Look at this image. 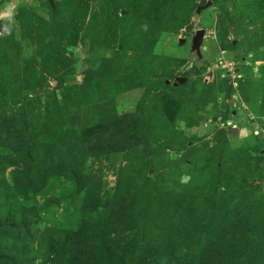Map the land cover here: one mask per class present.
<instances>
[{
    "label": "rangeland",
    "instance_id": "374dc122",
    "mask_svg": "<svg viewBox=\"0 0 264 264\" xmlns=\"http://www.w3.org/2000/svg\"><path fill=\"white\" fill-rule=\"evenodd\" d=\"M171 1L0 0V123L28 124L1 154L34 152L35 169L88 153L83 192L59 204L75 191L62 181L27 219L74 250L65 264H200L204 248L264 264V0ZM14 231L0 255L27 242Z\"/></svg>",
    "mask_w": 264,
    "mask_h": 264
},
{
    "label": "trees",
    "instance_id": "16d2710c",
    "mask_svg": "<svg viewBox=\"0 0 264 264\" xmlns=\"http://www.w3.org/2000/svg\"><path fill=\"white\" fill-rule=\"evenodd\" d=\"M173 1H171V4L176 2ZM167 6L168 4H166V8ZM162 10L160 12L157 10L155 13L156 18L160 16L161 12L163 13ZM157 23L158 22H156V24ZM77 89H79V91L81 90L80 88ZM168 90L170 89L164 87L163 90L159 91L165 93ZM78 94L79 92H76L75 95L72 96V99L76 98ZM20 116H23V114ZM53 119L55 120L56 118L53 116L49 117L47 115V120L43 121L44 127L42 130L47 132H56L57 130L49 128L48 122ZM115 122H118V117L113 114L112 120L110 121L113 127L117 126ZM22 125H28L26 122L22 123V117L18 119V121L13 119L8 123L4 119L0 123V135L12 132L18 136L19 132L17 131H21L23 129ZM25 131L26 129L22 132L23 136L24 133L25 135L28 134V132ZM52 136L53 135L48 134L46 138L51 139ZM25 138L26 140L29 139V141L37 139L35 135ZM14 139H16L15 136ZM117 139L118 135L115 140ZM22 140L23 139L19 138L20 143ZM44 144L47 145V143ZM76 147L81 148L79 145ZM21 154L22 153H20L19 150H13L6 156L2 155L0 152V169H7L9 167L16 168L14 186H12L6 178L5 180L4 178L0 179V201H2L0 203V212L2 211L1 208L4 206H6L5 209H7L6 217H4V214L2 215L0 213V228L12 225L16 234V236L14 235V242L20 241L24 243V240H27V242L21 245L18 244V246L14 245L12 248L8 246L5 252L0 255V258L8 261V264H34L36 261H40L41 264H65V262L70 258V260H72L73 256L71 257V255L74 253V250L71 248H65V245L67 244L62 240V236H59L60 238L57 241L48 239V236L43 239V234L38 238V236L32 232V221L28 222L27 219H30L31 214L35 213L37 209L36 206H34L37 203V196L46 195L48 192L53 191L55 186L57 189V184L62 181H66L68 185L73 186L75 191L74 194H72V197H66L65 191H63L62 188L60 192L54 193L52 198L56 199L59 204L72 200L83 192L85 180L82 176L83 170L80 171V169H82V161L88 153L81 150V153H76L75 155L67 154L66 158L59 157L56 161L54 160L55 156L53 154H47L46 157L48 158V161H45L43 158L44 162L41 161V165H38L39 167H36L35 169L29 168V162L31 163L35 159L34 152L27 151L23 153L24 158H21ZM96 202L97 201L93 200L84 203L79 212H81V210L87 213L93 212L95 210L94 207ZM30 203H33V206H31ZM14 216H17L16 220H13L12 217ZM246 223L249 224V220H247ZM248 230L250 231V228H248ZM254 234L255 233L252 235ZM37 238L38 242L36 243ZM0 249H2V252L4 251L2 246ZM208 249L209 248H204L200 257V264H235L233 259H226L227 257H231L230 251H227L225 254H222L220 251L216 257L213 258L207 254L209 252Z\"/></svg>",
    "mask_w": 264,
    "mask_h": 264
},
{
    "label": "built area",
    "instance_id": "2783aa9c",
    "mask_svg": "<svg viewBox=\"0 0 264 264\" xmlns=\"http://www.w3.org/2000/svg\"><path fill=\"white\" fill-rule=\"evenodd\" d=\"M223 64V62H220V64L219 65H221L222 66V68L224 69V70H227V71H229V73L231 74V76H232V78H233V82H234V84H236V86H237V84H238V79L241 77L240 75H237V68H236V64L235 63H233V62H224V64Z\"/></svg>",
    "mask_w": 264,
    "mask_h": 264
},
{
    "label": "water",
    "instance_id": "95a60500",
    "mask_svg": "<svg viewBox=\"0 0 264 264\" xmlns=\"http://www.w3.org/2000/svg\"><path fill=\"white\" fill-rule=\"evenodd\" d=\"M204 31L200 30L196 33L195 38L193 40L194 46L195 47H199L200 44L202 43L203 37H204ZM185 81L184 79L182 80V82Z\"/></svg>",
    "mask_w": 264,
    "mask_h": 264
}]
</instances>
